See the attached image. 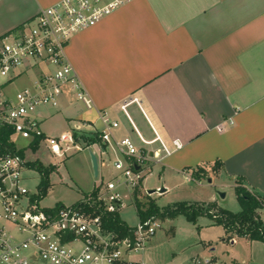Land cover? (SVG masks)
Wrapping results in <instances>:
<instances>
[{"label":"crops","instance_id":"0c3cea01","mask_svg":"<svg viewBox=\"0 0 264 264\" xmlns=\"http://www.w3.org/2000/svg\"><path fill=\"white\" fill-rule=\"evenodd\" d=\"M59 1L2 0L0 37ZM67 57L94 106L81 110L66 93L54 111L66 127L94 122L107 111L120 121L116 135L139 143L120 109L124 100L137 97L140 105L133 103L128 110L142 135L153 139L155 129L170 147L174 140L182 144L152 163L150 172L162 164L192 179L188 169L209 165V173L230 180L232 187L243 179L247 189L264 194V0H127L73 36ZM45 114H39L42 126L52 117ZM95 145L99 154L91 152L98 159L99 179L107 156ZM259 213L264 221V209ZM225 233L224 240L234 238L232 244L244 242V250L229 258L206 256L223 264H264L263 241Z\"/></svg>","mask_w":264,"mask_h":264},{"label":"built area","instance_id":"2783aa9c","mask_svg":"<svg viewBox=\"0 0 264 264\" xmlns=\"http://www.w3.org/2000/svg\"><path fill=\"white\" fill-rule=\"evenodd\" d=\"M126 2L60 0L0 37V134L8 131V143L12 144H0V264H146L134 254L144 250L161 227L159 216L140 219L121 235L107 229L102 215L92 210L103 207L118 211L113 202L122 200L123 206L127 196L119 187L134 189L150 172L152 163L162 162L182 144L174 140V148L170 147L155 129L153 139L142 135L128 110L133 103L140 105L137 97L124 100L120 109L139 143L129 136L118 137L120 121L107 111L99 112L96 121H79L59 135L47 134L42 127L43 117L36 114L38 108L60 109L68 92L85 109L94 106L67 57V48L73 36L96 26ZM28 71L35 72L34 80L9 95L5 91L7 84ZM86 127L90 130L86 131ZM17 135L28 139L27 147L34 150L38 140L36 150L44 146L59 158L91 150L94 142L87 143L84 138L93 137L117 174L98 183L78 202L43 207L37 198L39 189L32 193L23 184L24 172L30 168L28 162L35 159L26 157V147H16L13 136ZM153 144L157 146L148 147ZM182 264L221 263L212 256L194 255Z\"/></svg>","mask_w":264,"mask_h":264},{"label":"rangeland","instance_id":"374dc122","mask_svg":"<svg viewBox=\"0 0 264 264\" xmlns=\"http://www.w3.org/2000/svg\"><path fill=\"white\" fill-rule=\"evenodd\" d=\"M34 78L35 72L28 71L11 81L5 90L14 94L21 87L30 84ZM79 106L81 110L85 109L82 104ZM42 110L44 115H47L45 114L47 112L52 114L42 126L47 134L59 135L70 130V127H66L67 122L61 114H55L54 110L44 108H38L36 114L43 115ZM74 123H71L72 126ZM84 139L87 143L95 142L93 137ZM13 140L19 149L26 147L24 151L27 158L39 160L44 167L51 168L48 174L50 185L40 200V205L43 207L73 204L80 200L83 194L92 190L99 179L107 181L117 173L107 156L106 168L101 171L97 179L91 154V151L99 154L96 145L91 147V150L74 151L64 158H59L48 153L44 146L36 151L30 146L27 147L28 139L23 136H13ZM151 171L134 189L125 186H120L118 189L121 193L127 194L123 207L118 209V214L130 226L136 225L141 219L136 207L138 201L142 203L143 208H146L152 200L163 211L167 206L177 202L210 203L215 196L214 202L218 207L233 212L241 210L232 182L225 177L217 176L212 171L200 180L187 179L182 172L164 168L162 164H157ZM192 172V169H188L186 173L192 177ZM24 177L23 184L32 193L39 189L44 179L43 173L37 167L26 169ZM162 186L166 189L164 192L149 193V190ZM222 192L225 193L224 197L220 194ZM217 212L216 209H212L211 213L215 215ZM159 218L161 227L148 240L145 249L134 254L135 258L142 259L146 264H182L197 254L200 256L213 254L229 258L236 251L245 248L242 241L232 244L230 239L224 240L226 238L224 226L206 213L197 215L195 220L189 219L185 214H177L174 217L159 215Z\"/></svg>","mask_w":264,"mask_h":264},{"label":"trees","instance_id":"16d2710c","mask_svg":"<svg viewBox=\"0 0 264 264\" xmlns=\"http://www.w3.org/2000/svg\"><path fill=\"white\" fill-rule=\"evenodd\" d=\"M8 131L0 134V144L3 146H10L8 143ZM12 145V144H11ZM34 150L38 148V140L33 145ZM2 150H4L2 148ZM19 153L24 155V151L20 150ZM219 161L215 162L211 168L215 170ZM30 168L37 167L43 173V181L39 186L40 194L38 199L44 197L47 187L50 185L48 178L51 168H46L41 164L39 160H33L28 162ZM209 165H200L193 168L192 179H202L208 175ZM94 191V190H93ZM235 192L241 204V210L233 212L231 210L218 207L216 202L210 203H198V202H177L171 206H167L163 211L155 204L154 201H150L146 208H143L142 203L137 202V209L141 219H145L151 215H157L162 217H174L177 214H185L189 219L195 220L199 214H208L218 223L222 224L227 234H236L239 237H247L252 240H260L264 242V221L260 217L259 211L264 209V194H258L250 191L243 185V179H237L235 186ZM88 193H86L87 195ZM78 202V201H77ZM212 209H216L218 212L214 215ZM94 214H101L104 220V224L107 229L120 233L121 235L127 234L129 225L120 218L118 211H106L103 207H96V210H92ZM233 238V237H230Z\"/></svg>","mask_w":264,"mask_h":264},{"label":"water","instance_id":"95a60500","mask_svg":"<svg viewBox=\"0 0 264 264\" xmlns=\"http://www.w3.org/2000/svg\"><path fill=\"white\" fill-rule=\"evenodd\" d=\"M92 154V160H93V165H94V171H95V174L98 175L99 173V164H98V159H97V156L94 152H91ZM153 153H151L152 155ZM211 181V180H210ZM166 189L164 186L160 187V188H157V189H153V190H149V193H153V192H159V193H162L164 192ZM222 197L225 196V193H220ZM122 200H115L113 202V205L116 209H120L122 207Z\"/></svg>","mask_w":264,"mask_h":264}]
</instances>
